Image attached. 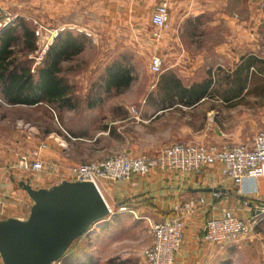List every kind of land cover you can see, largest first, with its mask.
Here are the masks:
<instances>
[{
  "label": "crops",
  "instance_id": "obj_1",
  "mask_svg": "<svg viewBox=\"0 0 264 264\" xmlns=\"http://www.w3.org/2000/svg\"><path fill=\"white\" fill-rule=\"evenodd\" d=\"M73 1L49 0V3L55 7H69ZM159 2L167 3L169 24L166 28H158L155 38L153 31L147 33L144 30L157 29L150 18ZM1 3L16 15V21L2 32L0 40L13 36L20 22L27 30V24L14 8L20 6L21 0H1ZM105 4L112 8L113 22L117 26L127 25L151 44L157 42L154 53L162 58L163 71L178 75L196 71L207 76L204 79L156 80L148 83L150 89L146 94L128 100L124 108L133 118L131 122L146 129V134L151 136L143 142L144 146L128 147L153 152L170 142L232 145L252 141L258 131L247 125L243 115L230 121L233 119L230 109L246 102L250 93L264 96V85L252 81L251 76L252 71L262 68L259 63L264 64V57L255 52L264 51V4L261 5V0H105ZM34 28L30 32L32 39L28 52L35 49ZM63 56L61 54L58 61ZM57 63L51 66L48 80L53 93L41 92L35 103L64 97L62 83L56 75ZM41 65L40 62L31 63L23 70L30 72L34 82H38L41 70L46 67ZM36 72L38 75L34 74ZM257 75L264 77L260 73ZM251 87H255L252 92ZM194 88L196 94H191L190 90ZM123 99L122 96L108 97L113 103H125ZM54 160L56 163L52 164L59 168L68 166L58 156ZM4 165L6 160L2 159L0 216L25 214L30 200L19 188V180L28 181L34 187L56 182L50 179L48 172L45 177L27 172L24 177L11 181L10 172ZM102 187L111 210L110 216L103 220L104 227L109 220H119L129 212L153 216L155 221L181 215L183 242L175 253V264H264V177L245 178L236 185L222 176L217 165L207 164L195 172L154 167L146 175L133 174L129 179L119 181L103 180ZM190 200L194 201L193 208L187 210L183 206ZM224 208L243 217L254 216L255 223L245 237L211 244L203 238L204 223Z\"/></svg>",
  "mask_w": 264,
  "mask_h": 264
},
{
  "label": "rangeland",
  "instance_id": "obj_2",
  "mask_svg": "<svg viewBox=\"0 0 264 264\" xmlns=\"http://www.w3.org/2000/svg\"><path fill=\"white\" fill-rule=\"evenodd\" d=\"M38 1L21 0L20 6L14 8L30 32L36 25L34 22L47 29H58L59 35L49 45L53 47L51 53L42 55L45 56L40 60L42 67L51 61L54 47L70 34L67 49L56 67L64 97L34 104L11 103L0 85V161L6 160L4 167L10 172L11 181L24 177L27 172L44 177L47 173V168L31 172L15 167L22 155L32 159L38 157L46 165L55 162L58 156L69 166L121 151L123 147L133 155L157 152L128 147L144 146L143 142L151 136L146 134V129L131 122L133 118L124 105L146 94L150 82L177 77L204 79L206 74L194 71L178 75L163 71V68L160 73L152 72L150 60L157 42L151 44L127 25L117 26L113 22V10L106 6L105 0H74L69 7L51 6L49 0ZM24 26L23 22L18 23L13 32L10 49L3 60L7 73L21 72L28 64L38 62L39 51L28 52L32 38L25 33ZM144 31H153L156 38L158 28ZM255 52L264 57V51ZM259 66L264 68V64L259 63ZM114 73L118 76L111 79ZM262 79V75L252 76V81L264 85ZM251 88L252 92L255 87ZM113 96H122L126 101L122 104L110 102L108 97ZM104 99L108 101L103 102ZM230 110L233 114L230 121L243 115L254 131L264 130V96L250 93L246 102ZM224 111L228 112L225 108ZM42 143L46 144L45 148H40ZM153 221V216L130 212L119 220H109L105 227L103 220L99 221L91 231L75 239L53 264H147L143 250L152 242L150 223ZM79 245L85 248L81 255L68 254Z\"/></svg>",
  "mask_w": 264,
  "mask_h": 264
},
{
  "label": "built area",
  "instance_id": "obj_3",
  "mask_svg": "<svg viewBox=\"0 0 264 264\" xmlns=\"http://www.w3.org/2000/svg\"><path fill=\"white\" fill-rule=\"evenodd\" d=\"M16 15L7 11L0 0V36L2 32L15 24ZM151 23L157 28H166L169 24V10L166 2L157 3L152 11ZM35 53L37 63L47 51L58 29H47L34 22ZM64 28L62 27L61 30ZM156 38L158 37L155 34ZM31 56L33 53L30 54ZM152 72L162 71V58L153 54L150 60ZM134 112H137L134 109ZM42 143L40 148H45ZM207 164L217 165L222 176L240 185L245 178L264 177V130L258 131L250 143L221 145L201 142H172L161 146L154 154L133 155L125 150L107 154L103 157L59 168L40 158L22 155L15 165L20 170L38 172L45 170L52 180H90L102 197V181L129 179L133 174L146 175L152 168L173 169L186 172L199 171ZM105 200V198H104ZM200 201H203L201 198ZM194 201L184 204L191 210ZM255 217H243L230 209H222L219 215L208 218L203 227V238L211 244H224L238 240L250 234ZM152 242L143 250L147 264H175V253L183 242V223L181 215L150 223Z\"/></svg>",
  "mask_w": 264,
  "mask_h": 264
},
{
  "label": "water",
  "instance_id": "obj_4",
  "mask_svg": "<svg viewBox=\"0 0 264 264\" xmlns=\"http://www.w3.org/2000/svg\"><path fill=\"white\" fill-rule=\"evenodd\" d=\"M17 184L30 202L23 215L0 216L2 264H53L75 239L111 214L90 180L61 179L45 187L25 180Z\"/></svg>",
  "mask_w": 264,
  "mask_h": 264
},
{
  "label": "trees",
  "instance_id": "obj_5",
  "mask_svg": "<svg viewBox=\"0 0 264 264\" xmlns=\"http://www.w3.org/2000/svg\"><path fill=\"white\" fill-rule=\"evenodd\" d=\"M25 33L30 35V30H25ZM11 38L12 36H8L0 40V85H3L2 89L4 91V94L5 96H7V100L11 103L33 104L36 102L41 92L53 93V87H51V85L48 83V80L50 79L51 66H54V64L58 62L59 57H61V54L65 53L67 49V43L69 42L71 36L69 34L65 38L67 41L64 39L56 47H54L52 52V59L49 63L46 64V67L41 70L38 82H34L32 74L24 70H22L21 72L11 71L7 73L6 65L3 63V60L8 52L7 47L11 42ZM50 49L51 47H49L47 55L50 54ZM263 71L264 70L262 68H258L255 72H251V76L258 77L260 75L257 74H262ZM117 76L118 74L114 73L112 74L111 79L117 78ZM57 91L59 90L57 89ZM190 91L191 94H196L195 88ZM84 249L85 248H83L82 245H79L68 254H71V256L73 257H77L85 251Z\"/></svg>",
  "mask_w": 264,
  "mask_h": 264
}]
</instances>
